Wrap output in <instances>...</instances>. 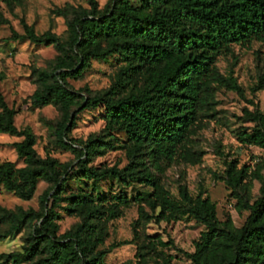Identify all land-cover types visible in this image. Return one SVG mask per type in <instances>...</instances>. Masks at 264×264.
<instances>
[{
    "label": "trees",
    "instance_id": "16d2710c",
    "mask_svg": "<svg viewBox=\"0 0 264 264\" xmlns=\"http://www.w3.org/2000/svg\"><path fill=\"white\" fill-rule=\"evenodd\" d=\"M88 3V8L73 10L65 40L51 31L37 34L24 20L21 21L24 33L13 31L9 37L55 48L57 55L46 67L31 68L37 87L29 97L30 106L52 105L60 111L61 118L52 129L57 142L70 150L76 163L71 167L56 158L37 155L36 136L28 128L16 127L14 118L18 110L6 102L0 86V134L22 137L15 143V149L24 163L17 168L11 161L0 162V185L16 197L30 200L40 181L48 184L40 195L38 210L0 206V223L7 226L0 241L26 224L32 228L29 243L22 251L0 254L2 264H102L105 252L96 251L102 241V237H95L96 221L117 219L122 207L134 203L139 210L134 223L137 237L140 226L151 219L169 223L189 215L206 227L194 243L195 251L189 255L194 264H264V184L260 196L250 203L238 193L239 187L249 191V183H242L246 169H238L236 161L229 165L226 184L238 198L236 207L250 211L238 229L230 218L219 221L215 204L201 194L193 198L186 188H181L180 198H172L147 164V158L172 160L182 153L199 112L209 110L213 104L214 84L243 93L235 77L219 73L216 60L232 45L264 43V0H144L141 8H135L129 0H108L103 7L97 0ZM4 23L7 20L1 17L0 24ZM112 54L126 63L115 82L104 95L79 103L78 93L68 85V80L81 77L92 60ZM136 71L143 74V85L121 95L120 91L126 89ZM263 88L264 73L252 92ZM79 105V110L102 105L107 124L125 129L128 135L125 166L90 165L94 157L111 146L108 140L68 137L77 114L76 110L71 111ZM242 117L254 126L240 128L238 141L264 149V110L245 108ZM74 167L94 181L113 178L123 186L137 182L150 187L151 192L134 199L120 192L105 203L95 201L89 193L63 196ZM262 169L258 165L255 171L261 181ZM63 202L65 210L83 214L84 220L59 234L56 208ZM146 207L153 213L158 210L157 215H149ZM145 242L152 248L171 244L148 236ZM123 244L126 241L115 246Z\"/></svg>",
    "mask_w": 264,
    "mask_h": 264
},
{
    "label": "rangeland",
    "instance_id": "374dc122",
    "mask_svg": "<svg viewBox=\"0 0 264 264\" xmlns=\"http://www.w3.org/2000/svg\"><path fill=\"white\" fill-rule=\"evenodd\" d=\"M108 0H97L103 7ZM135 8H141L144 0H129ZM88 8V0H0V18L7 23L0 24V83L2 94L10 106L18 113L14 118L18 129L28 128L36 136L35 150L39 157L50 156L62 163L74 166L76 160L69 149L61 146L53 132V127L61 118L60 111L52 106L33 108L29 97L36 89L31 68L46 67L57 55L51 45L34 44L25 38H9L13 31L23 34L21 21L32 26L37 34L51 31L62 40L68 37V23L73 10ZM64 11L66 14H60ZM126 63L116 54L106 58L94 59L90 67L76 79H69L68 85L78 93L79 103L85 98L102 96L116 80L118 72ZM219 73L223 77L232 75L242 87L243 93L217 86L211 88L213 104L207 111L199 112L198 120L192 126L182 153L172 160L153 161L147 158V164L155 178L174 199H179V191L186 188L195 198L199 194L209 198L216 206L219 221L230 218L235 228H241L250 211L238 210V198L226 184L227 169L232 161L237 168H245L242 183H249V191L238 188V193L252 203L260 196L264 180H258L255 171L258 165L263 169L260 174L264 179V149L253 145H242L237 139V132L242 127L252 128L253 123L243 119V110H264V88L253 93L252 88L264 73V43L252 41L249 45H232L223 51L216 60ZM144 83L143 74L136 71L131 74L128 85L121 95H126ZM77 111L75 124L68 137L86 141L89 137H102L111 143L106 151L93 158L91 166L123 167L127 164L126 145L128 135L122 127L108 125L102 105L96 108ZM22 140L19 136L0 134V162L11 161L17 168L24 165L15 149V143ZM48 184L40 181L32 199L23 200L8 192L0 185V206L15 210L18 208L38 210L41 206L40 195ZM125 192L134 199L138 195L146 196L151 188L137 182L126 186L113 178L94 181L84 177L74 167L67 178L63 196L75 193H89L95 201L105 203L113 195ZM61 203L56 208L59 213L56 223L59 234H63L83 223V214H70ZM145 211L155 216L148 207ZM139 217L137 204L122 207V214L113 220L96 221L98 225L95 237H102L96 251H104L102 264H194L190 254L195 251L194 243L206 227L189 215L177 221L157 223L151 219L139 228V236L134 234V223ZM7 226L0 223V234ZM31 226L26 224L21 230L0 241V254L22 251L29 243ZM159 237L170 241L167 247L152 248L145 242V237ZM126 244L115 246L119 242ZM35 260V259H33ZM0 264L2 259L0 258ZM27 264V263H24Z\"/></svg>",
    "mask_w": 264,
    "mask_h": 264
}]
</instances>
